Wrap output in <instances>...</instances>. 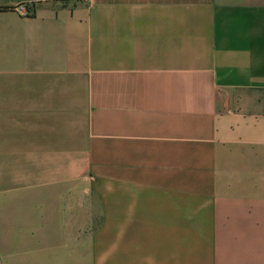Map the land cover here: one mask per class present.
<instances>
[{"label": "crops", "instance_id": "obj_1", "mask_svg": "<svg viewBox=\"0 0 264 264\" xmlns=\"http://www.w3.org/2000/svg\"><path fill=\"white\" fill-rule=\"evenodd\" d=\"M0 264H264V0H0Z\"/></svg>", "mask_w": 264, "mask_h": 264}, {"label": "rangeland", "instance_id": "obj_2", "mask_svg": "<svg viewBox=\"0 0 264 264\" xmlns=\"http://www.w3.org/2000/svg\"><path fill=\"white\" fill-rule=\"evenodd\" d=\"M89 228H91V224H89ZM199 229H202V227H199ZM210 229H211L212 231H214V230L218 229V227L216 226L215 223H213V224L211 225ZM199 231H200V232H206V229L203 228L202 230H199Z\"/></svg>", "mask_w": 264, "mask_h": 264}]
</instances>
